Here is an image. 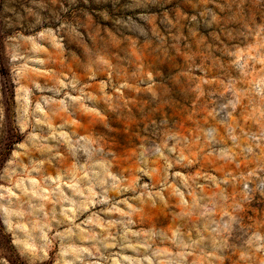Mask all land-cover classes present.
<instances>
[{"label":"rangeland","instance_id":"rangeland-1","mask_svg":"<svg viewBox=\"0 0 264 264\" xmlns=\"http://www.w3.org/2000/svg\"><path fill=\"white\" fill-rule=\"evenodd\" d=\"M0 264H264V0H0Z\"/></svg>","mask_w":264,"mask_h":264}]
</instances>
